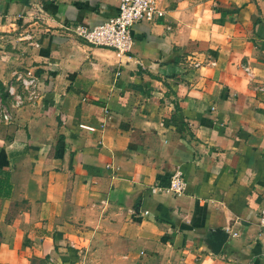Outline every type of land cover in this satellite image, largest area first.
Masks as SVG:
<instances>
[{
  "label": "crops",
  "instance_id": "0c3cea01",
  "mask_svg": "<svg viewBox=\"0 0 264 264\" xmlns=\"http://www.w3.org/2000/svg\"><path fill=\"white\" fill-rule=\"evenodd\" d=\"M116 5L0 0V85L38 89L0 124V264H264V0H163L125 54L70 32Z\"/></svg>",
  "mask_w": 264,
  "mask_h": 264
},
{
  "label": "built area",
  "instance_id": "2783aa9c",
  "mask_svg": "<svg viewBox=\"0 0 264 264\" xmlns=\"http://www.w3.org/2000/svg\"><path fill=\"white\" fill-rule=\"evenodd\" d=\"M117 5L112 15L93 25L76 24L69 30L74 37L87 44L100 47H108L114 51L125 54L132 46L131 27L139 22H151L161 17L164 13L161 7L163 0H116ZM247 74L250 72L245 68ZM9 106L1 111L2 122H8L11 118L9 108L21 107L33 102L38 95L37 80L32 74L16 73L12 81L4 87ZM85 129H91L87 125H79ZM185 180L178 169H174L168 178L165 187H150V192L164 191L179 195L184 191ZM258 224L264 228V204L259 209Z\"/></svg>",
  "mask_w": 264,
  "mask_h": 264
},
{
  "label": "rangeland",
  "instance_id": "374dc122",
  "mask_svg": "<svg viewBox=\"0 0 264 264\" xmlns=\"http://www.w3.org/2000/svg\"><path fill=\"white\" fill-rule=\"evenodd\" d=\"M4 85H0V115H1V111L3 108H7L9 106V99L8 97H6L5 92H4ZM10 110V108H9ZM11 115V112H10ZM0 124H4L2 122L1 116H0Z\"/></svg>",
  "mask_w": 264,
  "mask_h": 264
}]
</instances>
